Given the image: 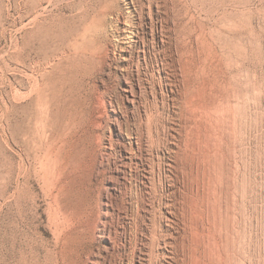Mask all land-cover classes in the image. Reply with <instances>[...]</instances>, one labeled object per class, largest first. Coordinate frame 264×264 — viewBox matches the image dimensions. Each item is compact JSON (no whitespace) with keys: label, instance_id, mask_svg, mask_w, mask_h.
Listing matches in <instances>:
<instances>
[{"label":"rangeland","instance_id":"374dc122","mask_svg":"<svg viewBox=\"0 0 264 264\" xmlns=\"http://www.w3.org/2000/svg\"><path fill=\"white\" fill-rule=\"evenodd\" d=\"M196 132L234 143L221 264H264V0H0V264H139L184 220L165 164Z\"/></svg>","mask_w":264,"mask_h":264},{"label":"bare ground","instance_id":"6f19581e","mask_svg":"<svg viewBox=\"0 0 264 264\" xmlns=\"http://www.w3.org/2000/svg\"><path fill=\"white\" fill-rule=\"evenodd\" d=\"M129 24H131V23H129ZM129 24H127V26H129ZM129 27H130V30L133 32V23ZM158 27L159 28L162 27L161 22L159 23V26L155 24V28L158 29ZM126 29H129V28L127 27ZM131 31H130V34L133 35V33ZM155 39H156L157 46L162 47L163 43H164L162 38L156 37ZM83 41H84V39H83ZM136 41H137V38L134 35V37L131 39V42H130V40H128L129 47L134 45L136 43ZM84 44L86 45L87 49H94V47H96V42L93 40L87 41V42L84 41ZM127 51L128 50L125 49L124 53L126 54ZM122 60L123 61L126 60V56H123ZM214 110L215 109H213V112H214ZM238 110H239V108L236 109V111H238ZM238 113H239V111H238ZM218 115H221V114H218ZM234 121L236 122V120H234ZM154 125H155L154 124V117L151 115H148L146 117V121H145L142 129L145 130V138L144 139L146 142L149 143L150 147H153V143L156 140H158L157 133H155L154 129H153ZM223 127H225V126H223ZM233 130H235V129H233ZM217 133H219V132H217ZM142 137H143V134H142ZM193 137H194L193 139H188V140H187V138L184 139L182 145H173V144L168 145L167 144L168 145V152L170 154L175 155L174 160L170 159V160L166 161L165 165H166V167L168 169V173H169L167 175V177L169 179H172L171 177L174 175L176 180L175 181L172 180V182L170 184H167L165 190L167 192V195L170 196V199L174 196L181 195L184 191L186 192L185 196L183 197V199L181 201V203H182L181 214L184 217V220H182V219L179 220L178 218H176L175 215H171V213L167 212V214H169V216H167V217L164 216L163 219L159 216L157 222L153 221L152 229L149 232L148 238L150 237L149 241L151 242L152 246H154V244H156V247L158 249L161 246L160 248H163V251H158V249L157 250H148V255L146 256V258L140 259L139 264H168L167 259H169L171 262H173L175 264H221L222 258H221V252H220V246H221L220 235L222 233V220L223 219H221L222 217H221L220 209H219L220 204L218 205V202H220V199L223 195H226V193H227L226 192V187H227L226 183L230 180V177H228L227 173H225L226 171L223 168L222 162L224 161L223 159H224L225 153L228 155L232 154V152H231V151H233L232 145L234 143L232 144L231 138H226V139L224 138L225 140L223 139L224 142H222V138L219 135L213 134V133L206 137V136L200 135V133L197 134V132H196L195 135L193 134ZM190 138H192V137H190ZM232 138H234V137H232ZM137 139L139 141L140 137H138ZM235 139H236V137H235ZM222 144L225 145V147H224L225 150H223ZM205 145H209V146L206 147ZM237 171H238V169H237ZM147 172L150 174V176H153L154 168L151 167ZM187 174L190 176V180L186 185L185 181L188 179ZM148 179L150 180L151 178H148ZM151 182H152V180H151ZM173 182H177L176 183L177 187ZM233 183H234V181H233ZM149 189H150L149 193H151V191L153 190V183H152V187L151 188L149 187ZM206 193L210 194L209 196L211 197L212 201L208 198V194H207V197L205 196ZM205 197L207 199V203H209L211 201L213 204V205H211V209H213V217H212L213 220L211 223V228L208 232L209 236H207V234L205 233L203 218H202V215L199 211V207L196 206L197 200L200 198L201 203H202L205 201ZM170 199L165 202L166 211H172L171 206H170L171 205ZM230 216H231L230 211H228L227 216H226L227 217L226 220L230 219L229 218ZM161 220H163L165 222V226H166V222L170 223V225H167L170 227H167L166 234H164L163 233L164 231L161 230V222H162ZM180 223L184 228L183 229L184 235H182V236L178 235L177 231L175 233H172L169 230V229H174V227L177 225H180ZM226 223H227V221H226ZM232 224H234V223H232ZM232 233H234V232L232 231ZM238 239H240V238H238ZM176 251L179 252L183 256L180 260H177L175 255H174V253H176ZM228 256H229V254H228Z\"/></svg>","mask_w":264,"mask_h":264}]
</instances>
